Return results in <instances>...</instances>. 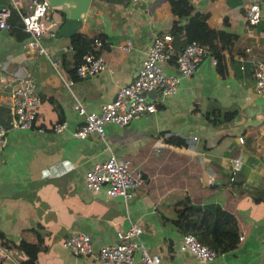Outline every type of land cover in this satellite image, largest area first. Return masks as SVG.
Masks as SVG:
<instances>
[{
  "label": "crops",
  "instance_id": "1",
  "mask_svg": "<svg viewBox=\"0 0 264 264\" xmlns=\"http://www.w3.org/2000/svg\"><path fill=\"white\" fill-rule=\"evenodd\" d=\"M88 1L81 23L62 33L64 13L50 5L48 17L57 28L42 36L45 55L26 46L29 34L16 11H28L30 0H6L13 11L9 26L0 29V104L8 105L7 91L23 76L34 79L41 99L33 127L9 128L0 148V264H97L90 255L74 254L63 239L82 230L97 247L115 242V232L129 223L142 226L140 240L159 264H264V198L248 192L264 189V90L254 89L253 70V63H264V2L259 21L247 24L249 0ZM187 7L188 13H176ZM195 12L205 15L207 26L232 35L229 45H221V58L208 50L192 73L180 76L174 92L148 95L156 99L154 112L122 126L106 122L104 139L95 132L74 137L82 120L76 105L97 110L110 101L135 76L154 34L170 33L173 49H180L185 36L172 26ZM80 47L101 53L106 68L77 77ZM163 70L177 73L172 57ZM61 120L66 128L51 130ZM109 153L129 158L141 171L126 202L84 186V171ZM238 154L244 161L234 170L231 158ZM185 197L234 216L232 248L207 261L179 248L184 233L198 237L203 231L194 214L182 217L176 210Z\"/></svg>",
  "mask_w": 264,
  "mask_h": 264
},
{
  "label": "built area",
  "instance_id": "2",
  "mask_svg": "<svg viewBox=\"0 0 264 264\" xmlns=\"http://www.w3.org/2000/svg\"><path fill=\"white\" fill-rule=\"evenodd\" d=\"M262 2L264 0L248 1L243 13L247 24H255L259 21ZM49 8L48 0H30L28 11L20 12L16 9L22 29L29 34L26 46L45 55L49 53V50L41 42L42 36L53 35L57 28L56 21L48 17ZM11 13L10 6L0 5V29L9 26ZM93 40L98 42V36H94ZM171 40L172 35L168 32L154 34L135 76L128 83L119 86L113 98L101 104L97 110H87L78 103L76 111L82 120L72 130V135L84 138L87 133L95 132L98 138L104 139L103 126L106 122H114L122 126L131 118L154 112L156 99H150L149 93L157 92L158 95L164 96L174 92L180 76H188L192 73L209 50L205 43L195 39L187 41L180 49L174 50ZM129 44L130 41L126 40L124 48H128ZM171 57L177 73H166L163 70L164 63ZM212 61L214 62V59ZM105 68L103 55L91 50L83 52L73 65V71L77 77L91 75ZM253 70L254 89L263 91L264 63H253ZM7 99L12 115L10 128H32L41 99L34 79L31 76L19 78L7 91ZM35 127L37 131H44L43 126ZM64 128H66L64 120L51 124V130L54 132ZM6 131L7 129L0 124V148ZM191 139H196V135H192ZM238 140L243 141L241 136H238ZM231 160L234 170L244 161L240 154ZM233 169L232 172H234ZM141 177V171L132 166L129 158H117L113 153H109L106 158L94 162L84 171V186L92 192L103 188L108 196H120L126 202L131 198L133 190L140 185ZM229 178L232 180L233 175ZM142 230L141 225L129 223L126 228L115 232V242L93 247L88 233L74 229L63 239V245L70 248L74 254L92 256L97 264H159V256L148 251L141 242ZM179 248L189 250L202 261L210 260L218 254L212 246L201 242L190 232L182 235ZM135 250H138L137 259H133Z\"/></svg>",
  "mask_w": 264,
  "mask_h": 264
},
{
  "label": "trees",
  "instance_id": "3",
  "mask_svg": "<svg viewBox=\"0 0 264 264\" xmlns=\"http://www.w3.org/2000/svg\"><path fill=\"white\" fill-rule=\"evenodd\" d=\"M188 11L187 7L185 12L176 13L186 14ZM171 30L182 32L185 36V43L191 39L205 43L210 53L216 56L217 59L221 58V45L227 46L233 41L232 35L228 32L207 26L205 15L199 12L188 16L187 21L181 26L177 27L173 25ZM84 51V48H77V60ZM174 206L182 217H186L189 214L196 216V227H202L203 229L202 233L199 234L201 238L196 236L197 239L212 246L217 253L230 249L235 245L238 234L236 220L228 211L217 205H192L186 197L182 201L175 203ZM203 236L205 239H203Z\"/></svg>",
  "mask_w": 264,
  "mask_h": 264
},
{
  "label": "water",
  "instance_id": "4",
  "mask_svg": "<svg viewBox=\"0 0 264 264\" xmlns=\"http://www.w3.org/2000/svg\"><path fill=\"white\" fill-rule=\"evenodd\" d=\"M49 5L53 8L60 9L64 13V23L58 28L57 32L62 33L68 29L66 25L71 24L72 28L81 23V19L86 11L88 0H48ZM6 4V0H0V5ZM70 29L69 31H71ZM209 59V57H208ZM154 92L149 93L151 95ZM157 93V92H156ZM12 115L8 105L0 104V124H2L7 130L11 127ZM248 191L253 196L264 198V189L260 187H251Z\"/></svg>",
  "mask_w": 264,
  "mask_h": 264
}]
</instances>
